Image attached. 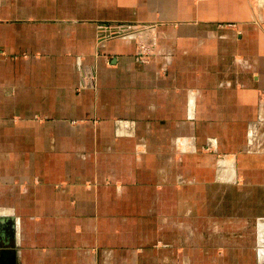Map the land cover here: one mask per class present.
<instances>
[{
	"label": "crops",
	"instance_id": "1",
	"mask_svg": "<svg viewBox=\"0 0 264 264\" xmlns=\"http://www.w3.org/2000/svg\"><path fill=\"white\" fill-rule=\"evenodd\" d=\"M260 123L263 0H0V264H264Z\"/></svg>",
	"mask_w": 264,
	"mask_h": 264
},
{
	"label": "rangeland",
	"instance_id": "2",
	"mask_svg": "<svg viewBox=\"0 0 264 264\" xmlns=\"http://www.w3.org/2000/svg\"><path fill=\"white\" fill-rule=\"evenodd\" d=\"M264 1V0H263ZM128 27L130 26H110L108 30L110 29H113V37H116V36H120L121 33H126L125 31L128 30ZM106 29V28H105ZM119 29V30H117ZM107 30V29H106ZM112 32L108 35V34H100L99 37H98V40H107L108 38H112ZM103 42H99L98 41V44L101 45ZM154 45L153 44H150V43H147L145 41H140L137 45V54H136V59L138 60V62L142 63V64H145L149 61V57L152 56L153 52H154ZM94 74H96V72H94V70H84L83 71V75H85L86 77H90L89 78H86V80L88 79V81L91 80L92 83L90 84H93V81H94ZM257 130H258V133H259V136L262 138L261 140L259 139V142L261 143L263 149H264V123H260L259 126L257 127ZM256 133V132H255ZM261 252L263 253L264 255V247L262 248ZM261 252H260V255H261Z\"/></svg>",
	"mask_w": 264,
	"mask_h": 264
},
{
	"label": "built area",
	"instance_id": "3",
	"mask_svg": "<svg viewBox=\"0 0 264 264\" xmlns=\"http://www.w3.org/2000/svg\"><path fill=\"white\" fill-rule=\"evenodd\" d=\"M100 43L103 42V40H98Z\"/></svg>",
	"mask_w": 264,
	"mask_h": 264
}]
</instances>
